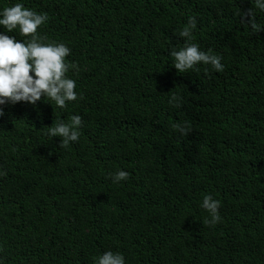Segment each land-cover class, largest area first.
I'll return each mask as SVG.
<instances>
[{
  "label": "trees",
  "instance_id": "trees-1",
  "mask_svg": "<svg viewBox=\"0 0 264 264\" xmlns=\"http://www.w3.org/2000/svg\"><path fill=\"white\" fill-rule=\"evenodd\" d=\"M15 3L47 15L45 43L71 49L78 96L64 109L43 97L4 106L3 264H94L109 250L125 264H264V30L241 21L251 10L264 27V12L252 0H0V10ZM189 17L191 42L223 72L173 67ZM72 115L79 139L60 147L48 129ZM118 169L128 179L113 183ZM206 195L221 204L215 225Z\"/></svg>",
  "mask_w": 264,
  "mask_h": 264
},
{
  "label": "clouds",
  "instance_id": "clouds-1",
  "mask_svg": "<svg viewBox=\"0 0 264 264\" xmlns=\"http://www.w3.org/2000/svg\"><path fill=\"white\" fill-rule=\"evenodd\" d=\"M255 8L264 12V0H252ZM46 14H38L26 8L22 3H15L0 10V26L8 32L18 29L22 37L28 40L18 41L15 36H9L0 31V118L4 117V106L26 103L35 106L42 97L54 102L55 106L64 109L68 102L77 100L76 82L67 73L75 65L66 63V57L71 49L61 42H44V38L37 34L39 26L47 21ZM243 23H248L255 31L264 30L254 19L252 11L241 16ZM197 26L195 17H189L188 24L179 31L180 37L186 38V43L179 51H172L173 67L179 73L197 70V65H210L215 72H223L224 65L221 57L200 50L196 43H192V33ZM169 104L179 107L182 97L174 93L169 98ZM51 104V103H50ZM52 105V104H51ZM81 117L72 115L70 123L58 122L49 127L51 137H61L60 147H67L76 142L80 133ZM181 134H187V128L177 126ZM128 173L117 170L111 175L113 183L128 179ZM220 201L211 195L203 198L201 207L208 213L206 224L215 225L221 220L219 215ZM0 264L3 261L0 260ZM94 264H125V257L119 252L111 250L97 256Z\"/></svg>",
  "mask_w": 264,
  "mask_h": 264
}]
</instances>
